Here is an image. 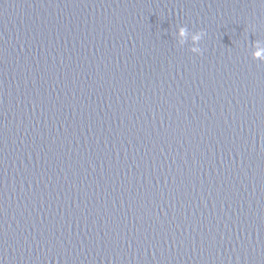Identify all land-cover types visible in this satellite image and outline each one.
I'll return each mask as SVG.
<instances>
[{
	"label": "water",
	"instance_id": "1",
	"mask_svg": "<svg viewBox=\"0 0 264 264\" xmlns=\"http://www.w3.org/2000/svg\"><path fill=\"white\" fill-rule=\"evenodd\" d=\"M0 264H264V0H0Z\"/></svg>",
	"mask_w": 264,
	"mask_h": 264
},
{
	"label": "clouds",
	"instance_id": "2",
	"mask_svg": "<svg viewBox=\"0 0 264 264\" xmlns=\"http://www.w3.org/2000/svg\"><path fill=\"white\" fill-rule=\"evenodd\" d=\"M179 32H180L181 35H184L185 32H186L185 27L184 26H179ZM202 35H203V32L199 31V32L195 33V38L199 39ZM192 51L194 53H200L201 49L199 47H195V48L192 49Z\"/></svg>",
	"mask_w": 264,
	"mask_h": 264
}]
</instances>
